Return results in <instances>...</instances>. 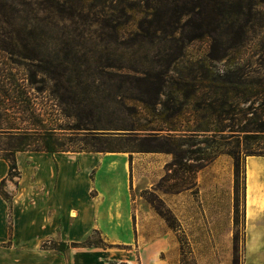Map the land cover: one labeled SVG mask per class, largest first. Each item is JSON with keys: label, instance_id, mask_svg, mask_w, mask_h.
Segmentation results:
<instances>
[{"label": "rangeland", "instance_id": "rangeland-1", "mask_svg": "<svg viewBox=\"0 0 264 264\" xmlns=\"http://www.w3.org/2000/svg\"><path fill=\"white\" fill-rule=\"evenodd\" d=\"M159 28L177 29L176 35L185 38L203 34L184 42L182 48L172 38L154 35ZM65 60L75 61L80 73H62L55 65ZM112 64L124 65L134 75L147 72L178 77L180 73L187 79L192 92L188 98L174 90L177 99L168 101L172 81L166 84L169 90L166 87L160 95L162 102L181 110L174 118L176 124L257 126L264 120V88H249L258 95L248 98L245 86L231 89L211 80L234 69L237 79L264 84V0H0V155L11 157L10 150L24 140L17 133L38 127V123L32 125L37 120L47 127L62 124L70 128L81 123L91 128L65 129L61 138L70 148L135 146L131 140L103 134L126 132L115 128L130 121L138 125L142 118L160 125L154 107L165 106L146 107L125 98L137 112L134 116L122 114L117 94H139V89L136 85L130 91L127 83L120 89L117 71L105 67ZM204 135L185 138L179 146L178 164L174 156L170 165L172 174L190 173L200 163L196 158L232 149L237 143L244 159L245 147L264 146L263 135L246 139L243 131ZM32 137L36 145L41 144L37 141L40 136ZM242 184L241 173L239 187ZM238 195L242 196V188L237 191V201ZM156 205L176 226L159 199ZM236 236L234 259L240 264L241 235Z\"/></svg>", "mask_w": 264, "mask_h": 264}, {"label": "crops", "instance_id": "crops-1", "mask_svg": "<svg viewBox=\"0 0 264 264\" xmlns=\"http://www.w3.org/2000/svg\"><path fill=\"white\" fill-rule=\"evenodd\" d=\"M131 141L109 150H16L12 176L0 155V264H235V235L240 264H264V155L245 157L236 188L227 153L174 175L173 153ZM93 237L105 245L43 246Z\"/></svg>", "mask_w": 264, "mask_h": 264}, {"label": "trees", "instance_id": "trees-1", "mask_svg": "<svg viewBox=\"0 0 264 264\" xmlns=\"http://www.w3.org/2000/svg\"><path fill=\"white\" fill-rule=\"evenodd\" d=\"M159 13H157L156 16H158ZM160 19L157 22H159ZM160 30L155 31L154 35L159 36L160 33L165 36V38H172V40H176L178 43L180 42L181 47L183 48L184 42H190L194 39H197L200 37L203 33H196L195 35H192L191 37H186L184 35L177 36L178 33L177 29H173L172 31H167L166 29L159 28ZM185 44V43H184ZM73 64V65H70ZM57 68H60L64 73L67 72L70 75L74 72L78 75L80 73V66L77 65L75 61H59L57 65H55ZM106 70L108 71L109 67H113L117 72L116 75L119 76L120 81V89L123 88L125 83H127L129 86V90L133 91L135 89V86L137 85L139 89V94H134L133 92H130L129 95L118 93L117 96L119 98V102L121 103L123 107L122 114H125L127 116H134L136 114V109L128 105L124 102V99H132L141 102L143 105L148 107L149 105L155 106L156 104L160 103L161 105L165 106V109H157L154 107V112H157L154 114V117H157L160 121V125H151L152 120L151 119H145L142 118L143 122L139 123L138 125H135L136 121H130V123H126L122 126V128H115L126 132H120V134L125 135L126 140H136L137 146L141 150H153V151H165L173 153L175 156L174 163L178 164L177 158H179L182 154V150L179 149V146H182L186 141L183 137L184 135H190L193 136L194 134H206L208 132H213L214 134H221L223 131L230 130L232 132L235 131H243L245 132V138H258L260 135H263L264 137V120L259 121L260 123L257 126H253L249 129H235L234 127H220L219 125L214 127H209L207 125H201L197 124L194 127L192 126H181V124H176L174 121L175 117H178L181 113V110L179 108H176L173 105H168L165 101H161L160 95L164 94V89L166 90L167 83L172 81L174 84V88L172 90V96L168 99V101L173 102L174 99H177V96L174 95V92H179L180 95L188 98L189 94L192 92L189 90L190 82L187 81V79H184L182 76H180V73H177L178 77L170 76L167 77L165 74H150L145 72L142 75H134L131 73L130 70L125 71L127 68L124 65H106ZM45 70V69H43ZM235 70L225 71V75H218L213 80V83L216 82L220 86H223L225 84H228L231 86V89H235L236 86H245L247 89L245 90L246 97H254L252 95H258V93H253L251 89L256 87L257 88H264V84L262 83H256L254 81H243L239 80L235 74ZM70 79V78H69ZM241 79V78H240ZM171 87V86H169ZM168 89V87H167ZM249 89V91H248ZM151 90V94H146V96L150 95L149 97L143 96L142 93H148ZM169 90V89H168ZM175 90V91H174ZM190 91V92H189ZM150 93V92H149ZM169 96V95H167ZM164 110V111H163ZM79 114V112H78ZM77 113H70L69 115L72 117H77ZM80 115V114H79ZM38 123V124H37ZM37 124L38 127H27L24 129L25 133H17L21 136H23L24 140L20 141L21 143L17 145L14 149H11V157L4 156L9 161V176L12 175H19V171L17 169L16 161L14 153L16 150H24L27 148L32 149H44L50 152L58 151V150H109L117 147H105L103 145L97 146L92 145V147H80V148H70L67 146V142L62 141L61 136L64 135L65 129H72L74 132L78 129H91L89 127H85L83 124H76L75 127H63L62 124H57V126L47 127L41 122L39 123V120L33 122L32 125ZM74 126V125H73ZM228 128V129H227ZM93 129V128H92ZM166 133H163L164 131ZM91 131V130H89ZM22 132V131H17ZM93 133V132H91ZM96 133V132H94ZM90 134V133H89ZM235 134V133H234ZM91 135H99V137L102 134H91ZM110 136L112 134H103V137ZM30 136V137H28ZM32 136H40L37 138V141L41 144H37L38 142L32 141ZM189 136V138H190ZM98 137V136H97ZM100 139V138H99ZM218 147V146H217ZM240 143H237L236 146L232 149L223 150L219 149L216 152H212V155L204 156V157H198L196 160H198L200 163L197 167H202L205 164L209 163L211 160H213L216 156H218L220 153H227L231 155L234 159V169H235V185L236 188L239 186V175L242 173L244 175V157L242 156V151H240ZM245 156L247 155H264V146L260 145L258 143L257 147L255 149H252L251 147H245ZM3 183V182H2ZM1 194L5 199H7L9 202H11V196L3 189L1 184ZM237 204V203H236ZM157 209L166 216L164 211L159 207L156 206ZM167 217V216H166ZM168 219V217H167ZM169 220V219H168ZM235 241L237 240V236L235 235ZM90 238H87L85 241L81 243H72L71 245L61 241V242H53L50 244V246L58 251H65L69 246H83V245H89L92 244ZM98 244H103V241L99 239V241L95 242ZM45 246V244L43 245ZM49 246V245H48ZM46 247V246H45ZM235 264L236 263V260Z\"/></svg>", "mask_w": 264, "mask_h": 264}]
</instances>
